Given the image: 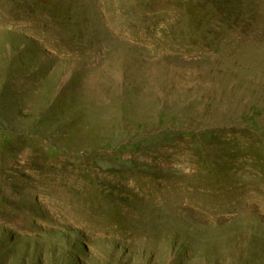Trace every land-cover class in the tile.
<instances>
[{
    "label": "rangeland",
    "instance_id": "rangeland-1",
    "mask_svg": "<svg viewBox=\"0 0 264 264\" xmlns=\"http://www.w3.org/2000/svg\"><path fill=\"white\" fill-rule=\"evenodd\" d=\"M0 264H264V0H0Z\"/></svg>",
    "mask_w": 264,
    "mask_h": 264
}]
</instances>
